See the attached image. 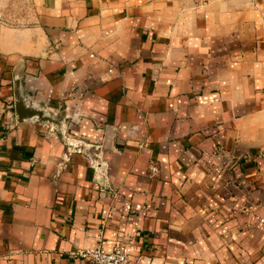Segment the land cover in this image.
Masks as SVG:
<instances>
[{
  "label": "crops",
  "instance_id": "obj_1",
  "mask_svg": "<svg viewBox=\"0 0 264 264\" xmlns=\"http://www.w3.org/2000/svg\"><path fill=\"white\" fill-rule=\"evenodd\" d=\"M192 8L0 23V264H91L71 253L100 238L130 264H264V0ZM17 89L66 124L18 122Z\"/></svg>",
  "mask_w": 264,
  "mask_h": 264
},
{
  "label": "built area",
  "instance_id": "obj_2",
  "mask_svg": "<svg viewBox=\"0 0 264 264\" xmlns=\"http://www.w3.org/2000/svg\"><path fill=\"white\" fill-rule=\"evenodd\" d=\"M190 1L193 4L194 10L205 6L208 0H184ZM1 149V139H0ZM156 171V169H153ZM258 227L264 229V216L258 221ZM129 243L122 241H116L113 248L108 251L103 246V240L100 238L97 245L89 250H81L71 253L72 257H79L89 259L91 264H130L131 262V251Z\"/></svg>",
  "mask_w": 264,
  "mask_h": 264
},
{
  "label": "rangeland",
  "instance_id": "obj_3",
  "mask_svg": "<svg viewBox=\"0 0 264 264\" xmlns=\"http://www.w3.org/2000/svg\"><path fill=\"white\" fill-rule=\"evenodd\" d=\"M35 16V0H0V23L24 26Z\"/></svg>",
  "mask_w": 264,
  "mask_h": 264
},
{
  "label": "water",
  "instance_id": "obj_4",
  "mask_svg": "<svg viewBox=\"0 0 264 264\" xmlns=\"http://www.w3.org/2000/svg\"><path fill=\"white\" fill-rule=\"evenodd\" d=\"M18 87V83L16 84ZM16 113L18 122H24L31 119H36V121L45 125H52L60 129L62 125L66 124V119L55 113H50L44 109H39L37 107L28 105L22 98L19 90L16 92ZM89 149L88 146L84 147V152L87 153Z\"/></svg>",
  "mask_w": 264,
  "mask_h": 264
}]
</instances>
